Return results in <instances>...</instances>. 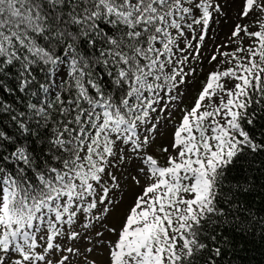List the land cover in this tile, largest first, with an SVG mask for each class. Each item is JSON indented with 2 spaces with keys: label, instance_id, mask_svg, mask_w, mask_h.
Listing matches in <instances>:
<instances>
[{
  "label": "snow or ice",
  "instance_id": "snow-or-ice-1",
  "mask_svg": "<svg viewBox=\"0 0 264 264\" xmlns=\"http://www.w3.org/2000/svg\"><path fill=\"white\" fill-rule=\"evenodd\" d=\"M261 116L264 0H0V264H237Z\"/></svg>",
  "mask_w": 264,
  "mask_h": 264
},
{
  "label": "rangeland",
  "instance_id": "rangeland-1",
  "mask_svg": "<svg viewBox=\"0 0 264 264\" xmlns=\"http://www.w3.org/2000/svg\"><path fill=\"white\" fill-rule=\"evenodd\" d=\"M211 27L212 30L209 31L204 45L202 46V62L200 60L192 61V66L196 68L197 88L199 87L200 81H203L206 78L207 73L214 70L213 65L208 64V57L212 54L213 49L225 39L227 33L231 30V25H225L223 21H221L219 24H213ZM193 43H195V41H193ZM193 98L194 92L189 94L185 103L190 105ZM138 191L139 188L127 191L124 197L123 207H121L115 214L117 219L114 221V223H119V217H122L128 205L131 203L134 194Z\"/></svg>",
  "mask_w": 264,
  "mask_h": 264
},
{
  "label": "trees",
  "instance_id": "trees-1",
  "mask_svg": "<svg viewBox=\"0 0 264 264\" xmlns=\"http://www.w3.org/2000/svg\"><path fill=\"white\" fill-rule=\"evenodd\" d=\"M254 131L264 132V116H261L260 119L256 122ZM258 159L264 161V154H261V157ZM261 168H264V163L260 165ZM260 177L259 182L264 183V175L261 173H256ZM254 199L253 211L258 214V216H264V190H258V192L253 193L252 197H249V200ZM242 259L237 261V264H264V243L260 240L259 230L257 235L254 238V242L250 243L247 247V250L241 253Z\"/></svg>",
  "mask_w": 264,
  "mask_h": 264
}]
</instances>
